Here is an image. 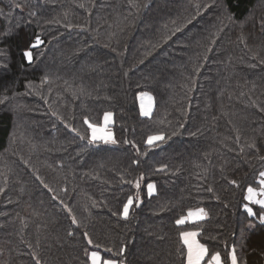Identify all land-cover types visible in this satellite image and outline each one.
<instances>
[{
    "label": "trees",
    "instance_id": "16d2710c",
    "mask_svg": "<svg viewBox=\"0 0 264 264\" xmlns=\"http://www.w3.org/2000/svg\"><path fill=\"white\" fill-rule=\"evenodd\" d=\"M262 22L264 0H0V264H90L121 246L126 264H184L181 231L222 264L233 247L238 264H264V212L243 209L264 171ZM106 112L116 144L72 131L87 137L84 118ZM158 132L171 139L149 149ZM199 208L206 219L176 225Z\"/></svg>",
    "mask_w": 264,
    "mask_h": 264
},
{
    "label": "snow or ice",
    "instance_id": "6c2138e0",
    "mask_svg": "<svg viewBox=\"0 0 264 264\" xmlns=\"http://www.w3.org/2000/svg\"><path fill=\"white\" fill-rule=\"evenodd\" d=\"M16 7H20L19 4L15 5ZM30 15L35 16L36 12H31ZM262 28H264V22H262ZM70 27V25H69ZM177 32L180 31L179 28L176 29ZM43 41L39 36L35 38V41L30 45V47L23 52L24 58L28 61L29 64L33 62V49L38 48ZM264 63V61H262ZM254 66V65H253ZM141 97V110L140 114L141 116H149L151 112V105L149 104L148 107H145L143 104V99L146 97L149 101H151L152 97L147 92H142L140 94ZM0 103H3L2 100H0ZM264 110V109H262ZM53 115H56L53 113ZM112 113L106 112L104 113L103 117V123L102 124H96L89 121L87 117L84 118L83 123L87 126L88 129V135L87 137L80 135L79 131L75 128H72V131L76 132L77 135L80 136V139L87 138L88 142L90 144H95L98 141L103 142L104 144H116L117 141L113 138V133L111 129L108 127V125L112 122ZM59 118V117H58ZM66 127H71L70 125H66ZM184 125L181 124L180 128H183ZM178 132H173L172 136H176ZM193 135H195L193 133ZM171 139V136H168L165 132H158L154 135H149L145 141V144L149 149L159 147L162 143H166L168 140ZM239 137H237V140ZM125 143H129V141L125 140ZM133 148H136V145L132 144ZM250 148H254L255 144H250ZM137 154H139V148H136ZM260 159L264 160V157H260ZM133 164H138L139 161L133 160ZM167 169V165H161L159 168L156 169L157 172H164ZM39 179V177H37ZM140 180H143V176L139 178L134 184V187L136 189L141 188ZM129 183H132L131 181H128ZM232 185H237V181L235 180H229L228 181ZM258 187L254 186H248L246 189V194L244 195L243 199L244 201H247L243 205L244 212L247 214L248 217L256 216L257 213L254 211L252 206H258L261 212H264V171L259 172V180L257 181ZM156 190V185L154 183H148L147 184V194L149 197L154 195ZM209 193L213 192L214 189L212 187H208L206 189ZM3 189L0 188V192H2ZM55 199V197H54ZM216 199H219V197H216ZM135 200V206H140V195L139 192H137V195L135 197L129 196L127 202L123 204V210L120 213L121 217L124 220L129 219L130 215V209L133 206ZM251 205V206H250ZM227 206V205H225ZM117 213H113V215H116ZM208 217V212L204 208H199L196 211H189L186 216H181L179 219L175 221L176 225H184L187 221H200L204 220ZM259 223L261 225H264V214H261L258 216ZM72 223L76 224V218L72 217ZM251 227V225H250ZM73 232L69 231L68 236H72ZM199 235L198 232L195 231H181L179 233V240L183 245V252L184 255V264H222V257L219 252H210L209 249L203 244L200 243L196 237ZM83 239L87 241L89 245H92V240L89 237L87 232L83 233ZM95 247L99 248V245H96ZM107 252L112 253L114 257L117 258H107V259H101L100 254L97 251H91L87 254L88 260L91 262V264H126V261L124 259L126 247L121 246L118 252H113L111 248L106 249ZM32 259L35 260V264H41L40 259L33 254ZM228 260L230 261V264H238L237 255L235 251V247L229 252L228 254Z\"/></svg>",
    "mask_w": 264,
    "mask_h": 264
},
{
    "label": "rangeland",
    "instance_id": "374dc122",
    "mask_svg": "<svg viewBox=\"0 0 264 264\" xmlns=\"http://www.w3.org/2000/svg\"><path fill=\"white\" fill-rule=\"evenodd\" d=\"M142 92H147V91H141V92H139L138 95H137V98H138V105H139V110H141V97H140V94H141ZM147 93H149V95L152 97V99H151V101H149V100L145 97V98L143 99V104H144L145 107H148L149 104H150V105H151V112H152L153 107H154L153 96H152V94H151L150 92H147ZM151 112H150V114H151ZM108 127H109V125H108ZM151 183H152V182H151ZM196 210H198V209L191 210V211H196Z\"/></svg>",
    "mask_w": 264,
    "mask_h": 264
},
{
    "label": "crops",
    "instance_id": "0c3cea01",
    "mask_svg": "<svg viewBox=\"0 0 264 264\" xmlns=\"http://www.w3.org/2000/svg\"><path fill=\"white\" fill-rule=\"evenodd\" d=\"M196 239L198 240V238L196 237ZM199 241V240H198ZM200 242V241H199ZM101 256V255H100ZM90 264H91V262H90Z\"/></svg>",
    "mask_w": 264,
    "mask_h": 264
}]
</instances>
